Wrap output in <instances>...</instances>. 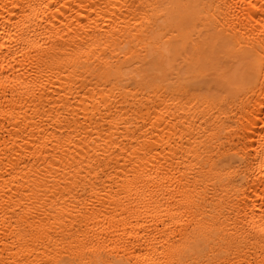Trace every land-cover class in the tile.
Returning a JSON list of instances; mask_svg holds the SVG:
<instances>
[{
  "label": "bare ground",
  "instance_id": "obj_1",
  "mask_svg": "<svg viewBox=\"0 0 264 264\" xmlns=\"http://www.w3.org/2000/svg\"><path fill=\"white\" fill-rule=\"evenodd\" d=\"M0 264H264V0H0Z\"/></svg>",
  "mask_w": 264,
  "mask_h": 264
}]
</instances>
